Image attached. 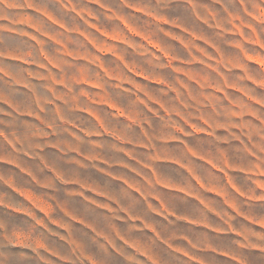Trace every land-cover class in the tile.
I'll return each mask as SVG.
<instances>
[{"label": "rangeland", "instance_id": "1", "mask_svg": "<svg viewBox=\"0 0 264 264\" xmlns=\"http://www.w3.org/2000/svg\"><path fill=\"white\" fill-rule=\"evenodd\" d=\"M3 2L0 188L17 206L0 209L51 240L12 247L39 264L264 249V0Z\"/></svg>", "mask_w": 264, "mask_h": 264}, {"label": "clouds", "instance_id": "2", "mask_svg": "<svg viewBox=\"0 0 264 264\" xmlns=\"http://www.w3.org/2000/svg\"><path fill=\"white\" fill-rule=\"evenodd\" d=\"M12 6L13 5H8V7ZM251 7L252 5L249 2V10H251ZM6 16L7 14H5V18ZM81 103L83 104L86 102L81 101ZM0 123H3V121H0ZM174 126L175 125H173V127ZM53 127H55L54 122ZM43 134V132L32 133V135ZM21 141L24 143V147L21 148V151L34 147V145L27 143L25 137H21ZM66 179L70 178L66 177ZM143 187L146 194L153 191V189L148 185H144ZM0 203H3L6 206L11 205L15 207L17 206V198H15L12 193L8 192L7 189L0 188ZM10 216V213L6 214L4 213L3 209H0V229H2V231H0V264H39L38 260L30 258V253H25L19 249L12 247V245H14L16 242L15 234L17 232H20L28 237L27 245L32 248L37 247V241L41 242V247L43 245H50V237L47 235L43 228L38 227L37 224L33 223L31 220H27L23 217L10 219ZM235 243L240 244L244 243V241H235ZM37 255L41 258H44L42 252H38Z\"/></svg>", "mask_w": 264, "mask_h": 264}, {"label": "crops", "instance_id": "3", "mask_svg": "<svg viewBox=\"0 0 264 264\" xmlns=\"http://www.w3.org/2000/svg\"><path fill=\"white\" fill-rule=\"evenodd\" d=\"M4 0H0V2L2 3L0 5V8L1 10H3V2ZM0 14H2V12H0ZM236 127H240L239 123H237V125H235ZM227 187H230V188H234L237 192H240L239 190V187L237 186H227ZM262 190H264V188H262ZM228 225L230 226L228 229H226L227 231L226 232H232L234 234H237L238 236H240L242 239H247V238H250V236H252L253 238L254 237H258V235H256L255 233H250L249 231H246V227H245V222H243V227L241 228H237V229H234L232 226H231V223L230 221H228ZM244 248H240L237 253H233V254H230V253H226L225 251L224 252H218L217 254L222 258V259H225L226 261H236L238 262L239 264H259L255 261L254 258H252L253 256H250V255H253V254H257V255H260L261 256V252L264 250L262 249L258 244H252L251 246H248L246 247L244 244H241ZM202 251H205L207 249H201ZM193 260V259H192ZM194 261L199 263V264H207L206 261L201 258V257H194Z\"/></svg>", "mask_w": 264, "mask_h": 264}]
</instances>
